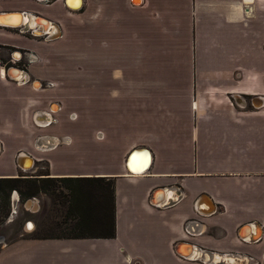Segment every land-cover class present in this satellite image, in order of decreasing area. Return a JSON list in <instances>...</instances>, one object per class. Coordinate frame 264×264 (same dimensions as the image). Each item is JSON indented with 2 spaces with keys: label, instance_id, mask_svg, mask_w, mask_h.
Returning <instances> with one entry per match:
<instances>
[{
  "label": "crops",
  "instance_id": "obj_1",
  "mask_svg": "<svg viewBox=\"0 0 264 264\" xmlns=\"http://www.w3.org/2000/svg\"><path fill=\"white\" fill-rule=\"evenodd\" d=\"M82 2L76 9L65 0H0V13H21L27 24L0 25V178L36 173L45 164L50 177L113 179L116 234L34 237L37 226L29 222L27 234L0 246V264H264V0ZM130 9L142 18L126 19ZM89 15L93 24L134 26L143 41L150 20L157 26L150 39L184 40L189 47L184 63L175 62L174 47L140 48L133 67L139 78L125 81L122 95L108 97L123 103L122 124L101 144L97 125L85 150L84 129L64 111L63 83L44 88L32 79L54 80L52 47L69 23ZM15 50L26 52V69L15 67L22 78L5 67ZM176 71L185 75L163 78ZM54 102L55 115L48 112ZM100 102L98 96L96 124ZM36 113L48 115L46 128L36 127ZM138 147L151 153L144 173L126 168ZM156 193L157 200L165 198L160 205L153 204ZM19 198L14 190L17 210ZM39 200L29 199V208Z\"/></svg>",
  "mask_w": 264,
  "mask_h": 264
},
{
  "label": "rangeland",
  "instance_id": "obj_2",
  "mask_svg": "<svg viewBox=\"0 0 264 264\" xmlns=\"http://www.w3.org/2000/svg\"><path fill=\"white\" fill-rule=\"evenodd\" d=\"M142 15L143 13L140 14L139 10L130 9L126 19L138 21L142 18ZM113 21H107L104 24H93L89 15L78 21L69 23V31L65 35V38L61 40L60 44L52 47L53 51L51 52L54 55L55 53L57 54L54 56V60L58 64L54 80L32 79V81H41L42 84L51 82L54 85L55 81L63 83L64 89L61 99L65 106L64 111L68 113L69 123H75V127L84 129L85 135L79 138L83 140L85 150L91 149V137L87 134L92 129L97 128V125L99 131L96 132V137H98L101 144L107 140V132L112 131L111 129L116 128L118 124H122V120L118 118L122 117L123 103L120 100H117V103H114L115 101L109 103L108 97L122 95L125 81L129 82L130 79L135 81L139 78L140 73L135 72L133 67L140 63V48H143V46L149 48L158 46V48L166 50L174 47L175 55L173 57L175 58V62H186V57L183 54H185V51H188V41L162 39L161 37L150 39L157 35V26L150 20L147 25L149 38L143 41L141 40L142 37L139 30L134 28V26L129 29L123 24H113ZM35 24L40 26L39 23ZM44 38L51 42L58 40L56 38ZM262 47L264 50V43ZM16 52L19 51L15 50L11 52L13 57ZM168 57L166 54L160 55L163 62H168ZM13 59L18 64H25L24 62H26L25 58L20 62L17 61L19 58L14 57ZM13 64L12 62H8L5 67L9 68ZM169 75L182 77L185 75V72H164L163 78L166 79ZM13 76L11 75L13 78H21V74ZM39 82H35V85L40 86ZM98 96L101 99L99 104L100 119L96 124L93 116H95L98 108ZM58 108V105L54 102L51 110H48V112L55 115L59 110ZM36 127L43 129L47 126L44 122L36 120ZM13 143L15 144V141ZM112 150L111 155L113 154ZM122 155H125V153ZM43 172L49 173L48 167L45 164H41L40 169L36 173L23 174L32 178L49 176L39 174ZM78 183V181H73L70 183V187H76ZM57 184L53 188V191L57 193L58 199H55L52 191L39 192L36 196L41 199L39 200L40 206L37 204L36 209L29 208L28 206V200L33 197L24 199L21 197L19 190L16 189L20 195V203L15 213H13V205L10 199L15 189L9 192V215L4 221L0 222V246L17 238L20 233L27 234L28 229H32V227L28 228V224L33 221L37 226L33 232L34 234L46 235L68 232V224L65 223V212L61 198L68 194L70 190L60 182ZM36 210L38 212L33 213ZM1 211L2 209L0 210V219Z\"/></svg>",
  "mask_w": 264,
  "mask_h": 264
},
{
  "label": "trees",
  "instance_id": "obj_3",
  "mask_svg": "<svg viewBox=\"0 0 264 264\" xmlns=\"http://www.w3.org/2000/svg\"><path fill=\"white\" fill-rule=\"evenodd\" d=\"M39 174L49 175L44 172ZM73 181H75L73 178L64 177L40 176L32 178L23 173L17 177L0 178V210L3 211H1L0 222L9 215V192L11 190L18 189L24 199L36 196L42 191H52L55 199H58L53 188L60 182L70 190L61 198L68 232L48 235L63 238L114 237L116 234L114 180L104 177L81 178L77 181H82L83 184L77 188L70 187V183ZM32 236L43 235L32 233Z\"/></svg>",
  "mask_w": 264,
  "mask_h": 264
},
{
  "label": "water",
  "instance_id": "obj_4",
  "mask_svg": "<svg viewBox=\"0 0 264 264\" xmlns=\"http://www.w3.org/2000/svg\"><path fill=\"white\" fill-rule=\"evenodd\" d=\"M70 1H73V0H65L66 4L69 5L70 7H75L74 5H77L79 3L82 6V3H83L82 0H77L74 5H71ZM20 17L24 18V16L21 13H11V12H9V13H0V25L12 26V27H22V26L26 27L27 24L23 25L24 21H21L19 24H17V23H15V24L12 23L11 24V23H6V22L3 21V20H7V19L20 18ZM39 19H42V18L41 17H36L35 22H37V20H39ZM42 20L47 21L45 19H42ZM47 22H49V21H47ZM30 30L35 35H40V36L45 35V32L37 31L34 28H31ZM12 69L20 71V69H15V68H12ZM9 75H10V72H9ZM45 117L47 118V120H49L48 115H45ZM150 160H151V153H150L149 149L144 148V147H138V148H135L134 150H132L129 153V155L127 157V161H126V168L129 171H131L132 173H138L140 171H143V172H140V173H144V171L148 170L145 167L147 166V164H148V162ZM159 192L163 195L164 190H160ZM154 200L163 203L165 198L160 199L161 201L157 200L156 198Z\"/></svg>",
  "mask_w": 264,
  "mask_h": 264
},
{
  "label": "built area",
  "instance_id": "obj_5",
  "mask_svg": "<svg viewBox=\"0 0 264 264\" xmlns=\"http://www.w3.org/2000/svg\"><path fill=\"white\" fill-rule=\"evenodd\" d=\"M31 33H33V32L31 31ZM33 34H34V33H33ZM34 35H35V34H34ZM16 53H17V52H16ZM12 55H13V54H12ZM14 57H15V56H14ZM14 57H13V58H14ZM13 61L15 62L14 59H13ZM12 68H15V66H14V65L10 66V67L8 68V73H9V72L11 73V71H15V70L12 69ZM10 76H11V75H10ZM36 82H39V81H36ZM39 83H40V86H38V87H43L42 83H41V82H39ZM34 84H35V82H34ZM50 85H52L51 82H47V83H46V87H48V86H50ZM45 115H46V114H45ZM37 121H42V122L45 123V125H48L50 119L47 120V118H46L45 116H43V117H39V115H38V116H37ZM157 193H158V192H157ZM157 193L153 195V204H154V205H160V204H161V202H157L156 200H154V199L157 197ZM19 201H20V198L18 199V203H19ZM11 203H12V201H11ZM12 205H13V213H15V211H16V209H17V206H16V205L14 206L13 203H12ZM11 217H13V216H11ZM186 230L189 231V230H188V226L186 227Z\"/></svg>",
  "mask_w": 264,
  "mask_h": 264
},
{
  "label": "bare ground",
  "instance_id": "obj_6",
  "mask_svg": "<svg viewBox=\"0 0 264 264\" xmlns=\"http://www.w3.org/2000/svg\"><path fill=\"white\" fill-rule=\"evenodd\" d=\"M74 2V3H73ZM71 3V5H74L75 4V1H71L70 2ZM75 7H73V8H79L80 6H81V4L79 3V4H77V5H74ZM4 22H6V23H14L13 21H11V20H9V19H7V20H3ZM21 21H24V18L23 17H20L19 18V21H17L16 23L17 24H19ZM15 24V23H14ZM49 29H51L50 28V26H49V24L46 22L45 23V30L47 31V30H49ZM37 31H39L38 29H36ZM3 72H4V70H3ZM16 74H21V78L23 77V72L22 71H17L16 70V73H15V75ZM11 75L13 76V74H12V72H11ZM1 149V148H0ZM127 161V160H126ZM151 162H152V159L148 162V164H147V166L145 167V168H149L150 167V165H151ZM144 168V169H145ZM140 172H143V171H140ZM140 172H138V173H140ZM144 172H146V171H144ZM158 202V201H157Z\"/></svg>",
  "mask_w": 264,
  "mask_h": 264
},
{
  "label": "flooded vegetation",
  "instance_id": "obj_7",
  "mask_svg": "<svg viewBox=\"0 0 264 264\" xmlns=\"http://www.w3.org/2000/svg\"><path fill=\"white\" fill-rule=\"evenodd\" d=\"M33 34V33H32ZM44 36V35H43ZM17 51H19L21 54H22V56L17 60V61H22V59L24 58V55L26 54V52L25 51H23V50H17ZM9 62H12V63H14L13 65L15 66V67H19L20 69H26V65L25 64H18V63H15L14 61H13V55L11 54V59L9 60ZM34 82H36V81H34ZM41 82V81H40ZM42 83V82H41ZM43 85V87L45 88L46 87V84H42ZM43 116H45V113H42L41 115H39V117H43ZM14 217V216H13Z\"/></svg>",
  "mask_w": 264,
  "mask_h": 264
}]
</instances>
